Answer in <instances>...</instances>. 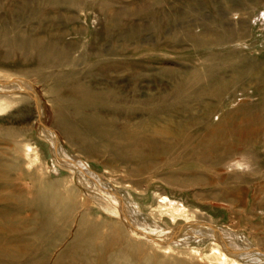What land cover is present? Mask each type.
Returning <instances> with one entry per match:
<instances>
[{"label": "rangeland", "instance_id": "obj_1", "mask_svg": "<svg viewBox=\"0 0 264 264\" xmlns=\"http://www.w3.org/2000/svg\"><path fill=\"white\" fill-rule=\"evenodd\" d=\"M223 118L219 163L125 156ZM0 227V264H264V0H0Z\"/></svg>", "mask_w": 264, "mask_h": 264}, {"label": "bare ground", "instance_id": "obj_2", "mask_svg": "<svg viewBox=\"0 0 264 264\" xmlns=\"http://www.w3.org/2000/svg\"><path fill=\"white\" fill-rule=\"evenodd\" d=\"M231 132H233V130L229 131L226 125H224V118H223L218 123H216V125L212 126L210 130L206 131L203 137L195 138V137L188 136V138L182 142V145L179 143L181 140H176L175 134H173L171 138L170 133H168V135L165 137H159V138H156L155 136L149 137L150 135L148 137L131 136L127 143L129 147L125 150V156L128 159V161L135 160L137 170L139 171L147 170L149 166L152 167L154 163L156 162V160L158 159L160 160V158L163 159L165 157H169L170 155L179 156V154H183L184 156L191 154L193 157L202 158V160L203 159L205 160L207 158L209 159L210 157H212L215 159V160L213 159V163H219L223 161L224 159H226L229 156V153L237 151L236 149L238 147H237L236 142H231L229 144L225 143V136L228 134H231ZM196 140L198 141L196 142ZM166 142L168 143L169 146L166 149L160 150L158 148V145L161 143L166 145L167 144ZM191 144H194L193 150H190L189 148ZM180 149H183V150L179 152ZM169 203H171V201ZM174 209L177 212H181V213H183V211L185 210L184 207H176V208L174 207ZM1 230L2 228L0 227V232H2ZM1 241L3 242V240H0V243ZM88 243L93 245L94 248L95 247L98 248V251L100 252L98 257L102 256V258H104L103 256L106 254L108 250L114 249L113 244L105 242V241L91 240ZM23 250L21 249L13 250L12 249V252L13 253H24ZM115 252H117L116 254H114L116 255V257L120 256V257H124V259L128 258L129 261H132V264H146L145 263L146 260L155 262L158 260V258H160V256L157 257L156 255L154 257H151L152 259L141 258V256L131 254L130 252L127 253L124 250H121V251L118 250ZM26 255L27 254L22 255V256H26ZM109 260L111 259L107 258V264H110L108 263Z\"/></svg>", "mask_w": 264, "mask_h": 264}]
</instances>
